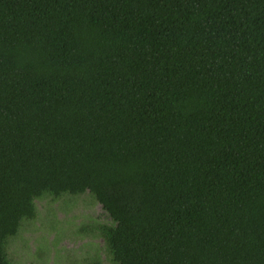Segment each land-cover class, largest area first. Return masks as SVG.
<instances>
[{"label":"trees","instance_id":"16d2710c","mask_svg":"<svg viewBox=\"0 0 264 264\" xmlns=\"http://www.w3.org/2000/svg\"><path fill=\"white\" fill-rule=\"evenodd\" d=\"M86 193L111 264H264V0H0V264Z\"/></svg>","mask_w":264,"mask_h":264},{"label":"rangeland","instance_id":"374dc122","mask_svg":"<svg viewBox=\"0 0 264 264\" xmlns=\"http://www.w3.org/2000/svg\"><path fill=\"white\" fill-rule=\"evenodd\" d=\"M35 203L37 218L25 222L10 240L13 264H111L105 239L99 231L89 230L110 219L90 193L45 197Z\"/></svg>","mask_w":264,"mask_h":264}]
</instances>
